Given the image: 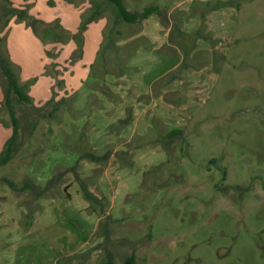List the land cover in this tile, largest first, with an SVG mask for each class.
<instances>
[{"label": "rangeland", "instance_id": "rangeland-1", "mask_svg": "<svg viewBox=\"0 0 264 264\" xmlns=\"http://www.w3.org/2000/svg\"><path fill=\"white\" fill-rule=\"evenodd\" d=\"M56 1L11 0L14 8H26L40 20L38 32L15 18L6 27L9 17L0 11L2 55L8 56L36 105L47 102L49 76L44 70L49 60L56 64L50 71L59 75V85L52 78L49 98L56 101L43 112H51L52 118H40L29 106L13 102L22 144L14 159L0 167V205L25 198L3 179L17 187L27 176L37 183L35 174L49 152L59 148L57 139L71 119L70 136H65L74 141L70 150L85 147L103 153L122 148L129 155L115 157L121 168L140 174V169L134 171L135 159L145 165L141 182L118 205L103 200L112 219L107 241L100 216L95 228L80 232L73 219H58L79 234L78 242L66 248L67 255H76L71 264H101L107 252L115 264L131 254L139 264H264V0H124L131 11L154 4L166 8L184 34L177 39L182 46L168 41L171 30L156 15L135 25L113 26L116 9L107 0H61L82 13L77 29L93 5L104 18L101 42L103 21L96 19L85 30L81 60L77 46L73 51L72 43L60 35L66 30L60 19L67 22L71 12L62 2L54 7ZM47 27L53 31L42 37ZM198 31L213 42L190 40L188 35ZM81 79L89 93L77 109L79 93L69 91ZM5 87L0 72V153L12 132L3 104ZM110 104L129 107L132 120L130 125L119 120L104 127L118 139L100 151L102 133L89 115L95 110L109 115L110 109L115 111ZM32 128L34 136L29 135ZM173 129L182 133L169 141L165 135ZM67 141L61 144L65 151ZM160 152L164 160H150ZM107 165L94 170L89 182ZM81 169L79 165V174ZM71 178L60 182L65 185ZM85 212L96 213L88 207Z\"/></svg>", "mask_w": 264, "mask_h": 264}, {"label": "crops", "instance_id": "crops-1", "mask_svg": "<svg viewBox=\"0 0 264 264\" xmlns=\"http://www.w3.org/2000/svg\"><path fill=\"white\" fill-rule=\"evenodd\" d=\"M60 2L67 5V7H63V9L65 8L67 12L68 10H70L71 12V18H69L67 22H65L63 19H60L64 28L67 31H75L78 24L80 23L79 18L82 13L80 11H77L73 5L61 0H57L53 6L55 7L60 5ZM213 13L214 12H212L211 15ZM72 14H75L76 18L74 17V15L72 16ZM150 18L152 17L150 16L149 18L143 20V22L148 21ZM99 20L103 21L101 32L99 33L101 42L102 33L106 28V24L104 18L97 19V21ZM91 24L94 23L92 22ZM133 38L134 37H132V39ZM70 43H72L74 51L76 45L73 41H70ZM50 63L51 61L49 60L48 64ZM83 80H80V85L76 87L77 89H70V91L67 89V84L65 82L66 91H69L70 93L74 92L75 94L77 93V95L79 93L80 107H75L77 109H81L83 107V101L89 93ZM53 85L54 80L48 77V94L47 96H45V99L43 100L44 102L48 101L51 97V88L53 87ZM119 105L115 107L113 104H110L112 109L115 108V111L113 110L114 112H112V110L110 109L109 115L107 116H105V113L102 114L96 112V110L92 115H89V120H91L93 125L99 127V132L102 133L97 150H100L105 146L113 145L118 139V136L116 137L117 134L115 132H105L106 128L104 129V127L109 128V126L113 125L116 121L125 118L126 115L123 116V114H126L125 111H127V106L119 107ZM128 109L130 108L128 107ZM87 119L88 118H86V120ZM70 125L71 119L68 122L65 121V124L63 125L65 130V132L63 133V137H57V145L59 148L53 149L49 152L43 169L39 172V174H35V179L37 180V183L36 181L35 183L37 185L44 186L52 177L56 166L70 167L73 166L77 161L79 152H76V148L74 150H70V144H73L74 141H67V139H65V136H70H68V132H70L68 127ZM126 130H131L133 132L134 128L128 127ZM127 131H124L123 134H126ZM92 135H94V133H92ZM123 136L125 135H120V137ZM64 141H67L65 142V144L67 145V151L63 150V148L61 147V144L64 143ZM93 150L95 152H98L94 149V147ZM120 150L125 149L116 148L114 150H106L111 151L112 154L105 162L96 163L89 162L87 160L79 161V165L82 168L79 175L80 178L87 184L88 189L98 198L104 197V199L108 201H116V205H118L119 201L123 199V196L126 193L132 192L135 186H137V184L141 182V173H143L145 169V165L139 164L136 159L134 162V171L136 169H140V174H131L129 169L124 167L121 168L118 163H115L114 156V152ZM106 151H102L103 153L100 152L95 154L102 155ZM155 157H157V161H162L165 159V155L163 154V152H160L155 156H151L150 160ZM102 165H107V167H105L102 172L96 175L97 178L93 183L89 182L93 175V171L101 167ZM71 175L70 173L65 174L63 178L67 176L71 178ZM121 182L123 183L120 184ZM60 185L58 186V198L46 195L38 198L32 203V219L29 224H27L25 220V213L27 210L25 206L21 204V201H18V203L8 201L2 202V204L0 205V264H45L46 262L49 264H56V261L59 258L63 256H70L67 255L68 251L66 250V248H68L71 244H76L80 239L79 234L76 231H73L69 224H63L62 221L61 223H59L58 219H64L67 216L69 217V219H73L75 223H77L78 228L82 231H91L98 225L100 220L99 215H97L96 213L88 215L85 212V209L87 207L89 208V202L83 197L80 186L78 182L73 178V176L71 180H69L65 185H62V182L60 183ZM97 185L98 190H96ZM120 185H122V190L119 188ZM112 190L113 195H111ZM97 191H100L102 194H98Z\"/></svg>", "mask_w": 264, "mask_h": 264}, {"label": "trees", "instance_id": "trees-1", "mask_svg": "<svg viewBox=\"0 0 264 264\" xmlns=\"http://www.w3.org/2000/svg\"><path fill=\"white\" fill-rule=\"evenodd\" d=\"M92 1L93 0H90V2ZM107 1L111 5H113L116 9V15H115L116 17L113 22V26L117 25L120 22L126 25H135L149 18L152 15H156L160 19L163 28L165 29L170 28L171 30L168 36V41L170 43H174L179 46H182L180 43L177 42V39L184 37V34H182L179 28L177 27L172 15L167 13V11L165 10L166 8H162L161 6L154 4L144 8L141 12H138V11L129 10L125 6L124 0H107ZM0 11H2V14L4 16L9 17V19L5 23L6 27L9 25L10 19L15 18L17 21L24 23L27 27H31L35 32H38L37 25L41 23L40 20L30 15L26 8H14L11 5V0H0ZM100 16H101L100 8L93 5V11L86 18H84V20L82 21L81 25L78 27L75 33H70L65 30L62 31V33L60 34L63 36L65 42L73 41L77 46V49L80 50V54L78 55L77 58L80 59L82 56L83 34L85 30L92 22H94ZM52 31H53L52 28L47 27L45 28V30L41 31V35L42 37H46L49 34V32L51 33ZM172 33H174L175 35H174V39L171 41ZM188 36H190L189 37L190 40L194 38H201V39H207L211 41V43L213 42V39L210 36H208L207 33L200 34V31L190 34ZM1 43H2V32H0V72L6 83V87L3 90V104L6 107L10 121L8 124L11 126V130H12L9 141L5 144L3 150L0 153V167H4L7 166L14 159L17 151L19 150L22 144L20 139V127H19L20 120L16 115L13 102L19 103L20 105L23 106H29L34 113H38V116H40V118H52L53 114L51 112L47 114L43 112L48 105L56 101L55 99L56 97L53 96L42 106L36 105L31 99V97L28 95L24 86L19 83L18 77L13 69V66L8 56L2 55ZM193 47L194 46L192 45L190 48L192 49ZM47 57L48 58L51 57L50 50L47 51ZM54 66H56L55 63H50L46 65L44 73L45 75L53 78L56 81L55 85H59V81H58L59 75L57 73L53 74L52 70L50 71L49 69ZM127 111H128L127 116L124 119L120 120L118 122L119 124L126 125L131 122L132 120L131 109H127ZM35 131L36 128H32L29 135L31 136L32 134L34 136ZM181 133L182 131L180 129H173L165 135V138L171 141L173 137L178 136ZM48 134L50 135L48 136L50 138L52 136V130L50 128L48 129ZM111 154H112L111 151H106L102 155H96L91 150L85 149V147H83L82 149L79 150V158L75 162V164L70 167L56 166L54 169L55 172H53L52 177L48 180V182L44 186L37 185L28 176L25 177V179L21 183V186L19 187H17V185L9 179L4 178L3 181L9 186V188L13 192H17L25 195V198L21 201L22 202L21 204L24 205L27 210L25 213V219H26V223L29 224L32 219V203L38 198L46 195L52 196L54 198L55 197L58 198L59 197L58 186L61 183L60 180L64 177L65 174L68 173L72 174L73 178L78 182L80 186L83 197L89 202V208L93 212L98 213V215L101 218H103V222L101 223L100 229H101V234L104 236V240L107 241L108 225L110 224L112 219L111 216L107 214L106 207L103 202V200L105 199L104 197L98 198L88 189L87 184L80 178L78 167L80 160H88L90 162H96V163L105 162L109 159ZM127 154L129 155L128 151L114 152V156L117 158L125 157L127 156ZM129 165L132 166V163H129ZM73 222L72 224L75 227L76 223L74 224ZM75 228L77 232H80V229L78 227ZM75 256L76 255L63 256L56 261V264H69L75 258ZM101 264H115L113 260V256L109 252H107ZM123 264H139V263L137 262L135 255L131 254L124 259Z\"/></svg>", "mask_w": 264, "mask_h": 264}]
</instances>
